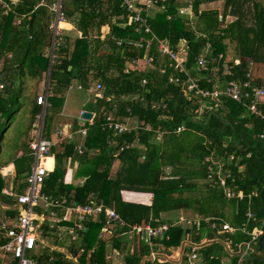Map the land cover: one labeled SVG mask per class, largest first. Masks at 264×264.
Here are the masks:
<instances>
[{"label":"trees","instance_id":"trees-1","mask_svg":"<svg viewBox=\"0 0 264 264\" xmlns=\"http://www.w3.org/2000/svg\"><path fill=\"white\" fill-rule=\"evenodd\" d=\"M219 1L223 2L221 11L200 9L203 4ZM262 1L158 0L150 8L136 4L141 7L138 14L144 20L140 27L130 18L132 14L122 5L123 0H66L64 20L72 22L82 37L73 41L72 51L68 41L60 44L49 75V25L54 16L50 8L55 0H16L15 5L0 7V81L3 84L0 117L13 104V98L18 100L26 95L25 84L30 79L37 83L49 80L48 102L52 105L46 109L44 123V132L48 133L49 112L55 107L61 109L64 93L71 83L76 81L78 88L88 92L91 81L97 82L88 92L93 98L87 110L93 114L92 120L81 126L88 132L81 147L83 155L80 157L74 152V144L66 145L57 153L56 167L42 183L41 194L53 204H59L62 198L67 204L74 201L83 206L98 197L112 205L129 225L141 223L149 214L153 224L163 223L162 213L180 209L186 214L197 212L201 216L223 217L229 205L233 211L231 223L240 225L246 220V202L226 201L221 189L210 188L204 181L207 166L222 161L225 168L227 163L232 167L235 178L231 185L228 179L227 187L259 191L252 208L259 219L263 218L264 139H258V135L264 133V121L245 106L251 104L252 97L239 103L222 95L218 101L209 100L200 109L202 99L196 93L198 89H211L213 72L222 78L221 83L231 80L240 88L244 82L264 87V79L255 76L254 67L256 63H264ZM188 2L193 11L191 18L179 13ZM248 5L252 7L246 11ZM152 9L157 13H152ZM246 12L251 25L244 22ZM145 41H150L149 47ZM160 42L173 51L181 43L185 45L184 72L174 69L175 61L169 55L162 54L165 57L161 58ZM229 46L233 47L232 59H229ZM201 55L205 63L200 67ZM147 56L152 58L153 68L147 69L145 63L139 62L138 69L130 67L124 73L130 61ZM188 76L197 89L181 87L180 83ZM171 78H177L178 84L170 82ZM30 107L34 120L40 109L35 96ZM260 108L264 110V106ZM116 124L120 127L115 128ZM74 125V131L79 129ZM180 126L184 129L177 134L175 130ZM91 150L98 152L90 155ZM248 153L251 155L246 157ZM67 158H71V164L78 162L75 177L84 178L81 185L64 183L63 164ZM14 162L16 176L20 178L30 169L32 157L23 152ZM115 163L118 167L111 174ZM122 191L152 194L151 207L124 203ZM59 207L64 209V205H53L48 213L57 212ZM13 215L10 212L9 216ZM71 215L77 219L75 214ZM65 224L76 228L77 222L70 220ZM100 228L102 224L89 222L88 230L82 232V264L86 258L91 264H110L105 259L107 239L97 240ZM182 233L181 227L174 225L154 246L168 253L180 245ZM140 239L135 238L134 242L138 241L139 247L144 248ZM119 240L113 245L124 253L125 248H120L123 242ZM71 252L76 254L77 250ZM49 257H43L47 264H69L61 254H54L53 259ZM43 258H38V264ZM139 260L134 252L123 263L138 264Z\"/></svg>","mask_w":264,"mask_h":264},{"label":"crops","instance_id":"crops-1","mask_svg":"<svg viewBox=\"0 0 264 264\" xmlns=\"http://www.w3.org/2000/svg\"><path fill=\"white\" fill-rule=\"evenodd\" d=\"M10 3L12 5H15L16 0H10ZM10 3L7 2L6 0H1L0 7H7L9 6L8 4ZM261 3L264 6V1H262ZM218 4L222 5L223 2L219 1V2H214L210 4H203L200 6V9L201 10L202 9L204 10L205 9L206 10L207 9H217L220 11L221 9H219L218 7H212ZM251 7L252 5L246 6L245 10L248 11V9H251ZM4 14H6V12H4ZM245 16L246 17L244 19V22L247 25H251L252 21H251V18L248 19L249 15H247V12ZM51 20L53 21V17ZM52 21L50 22V24H52ZM61 23H63L62 24L63 29L60 28L59 30V34H60L59 39L61 40L60 44L62 43L65 44V41H68L69 50L72 51L73 41L76 39V37H79V36L82 37V35L76 29V26L72 22L63 20ZM66 25L69 26L68 29H65L64 26ZM49 31H51L50 25H49ZM50 34H51L50 41L52 42L53 41L52 31ZM51 42H50V47H51ZM50 47H49V52H50ZM56 56H57V53L55 57ZM232 57H233V54L230 55L229 59H232ZM145 58L146 57L142 59H136V60L130 61V65L124 69L125 70L124 73H128L127 71H130V66H132V68L138 69L137 61L145 63ZM147 58H150V57L147 56ZM146 68L148 69L149 67L146 66ZM68 69H70V67ZM47 72L49 75L50 74L49 67H48ZM211 75L214 77V80L212 81L218 84H221V85L223 84L222 87H225L228 82H235L231 80H225V81L222 80V83H221L219 80H221L222 78L216 75L215 72H213ZM96 83H97L96 81H91L87 91L89 92L91 87L94 86ZM43 84L47 85V80H45ZM73 87L80 92L84 91L78 88L79 84L76 81H73L71 85L69 86V89L64 93V96H63L64 102L61 105L62 106L61 109L56 110L57 108L55 107L54 113H55V116L57 117V120L54 119L55 117L54 114L51 111L49 112L50 120L48 121V127H47L48 133L44 132V135L46 136L44 137L52 141L53 143L55 142V145H53L52 148L50 149L49 159L44 161V165L48 169L47 170L48 174L46 178L51 173H53L56 167L55 155L57 153L62 152L66 145L74 144L73 146L74 152H77L78 156L83 155V153H79L77 151L78 147H83V142L87 137V136L84 137V135H81L80 133H78V131L82 129L81 122L83 120H81V118L79 117H74V116L71 119H69L70 121L66 119V118L71 117L70 112L67 113L68 111L65 110V108L68 107L66 104L67 103L66 97L68 96L70 90L72 92ZM2 89H3V84L0 81V90ZM42 91H43L42 88L39 89V91L35 94V97L36 95H40ZM84 92L88 94V92L86 91ZM70 95L72 98L76 97L75 94H70ZM33 100H34V97H33ZM31 101L32 100H30L29 102ZM48 103L50 104L51 101H49ZM31 110L32 108L30 107L28 109V113L26 116L28 125L24 128L23 131L20 132V135L17 137L19 139H22V141L21 142L19 141L17 145L15 144L16 143L15 142L13 144L14 146L12 145V148L11 146L8 147L7 150L9 151L14 150L13 156L10 157V159H8L6 164H4V167H2V165L0 166V264H17V260L14 259L12 253L4 250L3 246L11 242V240L6 236V234H7L8 229H10L13 225L17 223L18 217L20 214V212L18 211L16 196L23 194V192L26 190L28 186L27 178L32 171V167L34 163H36L34 153L30 147V142L35 140L36 138V136L33 135V129H32L33 118L31 116ZM82 111L85 112L87 110H85L84 108V109H81V112ZM75 123H76V126L79 127V129L74 131L72 129L75 127L74 125ZM61 125H68L69 129L72 132H75L76 134H73L71 139H67V138L65 139L62 138L59 140L58 138L56 139L55 132ZM260 135L264 136V133H260L258 135V139H261V140L264 139V137L260 138ZM2 152L4 151H3V148L0 146V153ZM23 152H28L32 157V163H31L30 169L25 174H23L24 175L23 177H25L24 181H22L18 176H16L15 164H14L15 159H18L19 157H21L23 155ZM96 152H98V150H91L89 151V154L94 155V153ZM250 155L251 153H248L246 157H249ZM205 163H207V160H205ZM70 164H71V158H67L65 160V163L63 164V167H65V170H66L65 175H64V183L72 184L73 186L81 185L83 183L84 178L75 177V172L77 170L78 162L75 161L73 164L71 165ZM48 165L49 166L52 165L51 169L48 168ZM7 168H11V170H8ZM5 169H7L6 172H4ZM228 179L230 181V185L235 182V178L233 177V174H232V167L228 166V163H227V168H225L224 163L222 161H218V162L214 161L212 166L211 165L207 166L204 181L210 188L221 189L223 193V198L226 201H230L234 199L237 202H246L247 204V209L245 211L246 220L242 222L240 225H234L231 222L226 221L224 217H220V216H217V217L216 216H201L197 212H194L193 214H186L184 209H180L178 211L176 210L177 214L176 216L170 217L171 220L168 218L162 217V214H166V213H162L160 215V218L165 219V221H170L172 223H174L180 217H183V218L186 217L188 219L187 221H191V224H188V225H177L178 227H181V230L183 232L180 245L177 248L171 249L170 252L167 253V254H172L174 252L179 251L180 250L179 248H181L182 243L183 245L186 244L185 245L186 251L187 250L189 251L192 248V246L190 247V244L198 245V248L196 249L197 257L195 258V260L188 263V257H185V258H182V261H180L181 264H236L239 258V255H238L239 246L251 240V236L252 234H254V230L260 228L262 229V231H264V215L262 216L263 218L259 219L257 213L252 208L253 200L260 196L259 191L256 189L245 191L242 189L229 188L227 187L229 185L227 182ZM221 180H224V184H225L224 186L220 185ZM76 181H78V184H76ZM22 184H26L25 185L26 188H22ZM120 196H121V200L124 203L143 205L147 207H151V204H152V194L150 193L140 194L134 191H122ZM61 201L66 202V200L62 198H61ZM93 201L96 203L103 202V204L107 208H110V209H112L113 207L112 205L106 204L102 199H98V197L93 199ZM71 202H73L72 205L73 204L79 205L77 204V202H74V201H71ZM68 206H70V204H67L66 202V204L64 205V209L59 207V210L57 212H53L54 213L53 216L44 218V221L39 226L35 249L29 253L31 254L30 256L36 261V264H38L39 257L46 258L47 256H50L51 259H53L52 257L54 256V254H57V253L61 254L62 258L65 259L69 264H82L80 261V258L82 257L84 253L83 246H82L83 244L81 243L82 242V232H86L88 230L87 225L89 222H92L98 225L102 224V228H100L97 234V240L103 241L104 239H107L106 248H105V259L109 257L108 260H110L109 262L110 264H113V260H114V257L116 256V253H119L121 258L119 260H115V264H124L123 259H126V256L128 254L132 255L134 252L140 257L138 264H151L150 261H148V258L150 257V254L152 251H155V252L158 251L160 253H163L161 252L162 247L154 246L155 245L154 242L157 239H151L150 241L146 242L145 236L132 234L130 227L135 225L136 223L129 225L125 223L118 216L122 220V223L124 225L120 226L119 224H116L112 230V233H105L103 232V228L105 227L104 222L106 219V216L104 213L96 217H93V218H86L84 220L75 219L74 216L71 215L70 212H68V208H69ZM225 208L227 209V207ZM35 210H36V214H41V215L49 214L47 212L48 207H45L44 203L43 205L38 204ZM10 212H13L14 214L13 217L9 216ZM167 213H170V212H167ZM249 214H252L254 217H250ZM151 217L152 216L149 214L147 218L143 219L142 221H148L152 219ZM70 220L71 221L74 220L77 222L76 225L80 224L82 226L80 229L81 232L80 230L74 228V226H69V224L68 225L65 224V223H68ZM156 221L158 220L156 219ZM149 224L152 227H156L158 225V222H154L155 224L154 225L150 221ZM251 224L254 226L250 228ZM223 226L231 227L234 230V232L225 233L222 229ZM263 235L259 236L258 240H260V238ZM140 237L144 242V248L139 247L138 241L134 242L135 238H140ZM117 240H119V242H123V244L120 243V248H125L124 253H121L120 249L119 248L117 249L116 246L113 245ZM263 241L264 239L261 242V245H262L261 250H258L259 241L256 246V251L261 252L262 254L258 253L256 254L257 257H255L254 256L255 254L253 253L251 256L254 257L255 259L248 260L247 264H264ZM208 248H212L211 251H208ZM73 249L77 250L76 254H72L71 251H73ZM220 251H222L224 255L222 254L220 255L219 254ZM89 254H88V257H89ZM43 260L39 264H47V262ZM85 261H86L85 264H91L88 261V258H86Z\"/></svg>","mask_w":264,"mask_h":264},{"label":"built area","instance_id":"built-area-1","mask_svg":"<svg viewBox=\"0 0 264 264\" xmlns=\"http://www.w3.org/2000/svg\"><path fill=\"white\" fill-rule=\"evenodd\" d=\"M158 0H123V6H126V11L130 12V18L139 23L141 27L144 24V20L138 14V11L141 10V7L150 8L155 4ZM62 0H55V2L51 5L50 10L54 13L52 24H50V30L53 34V41L51 42L50 47V63H49V70L53 61L55 60V54L59 50L60 46V23L65 18V13L62 7ZM1 3V0H0ZM136 4L140 5L141 7H137ZM180 14L187 15L189 18L193 16V11L191 10V2L185 7L179 9ZM141 24V25H140ZM145 31L148 32V27H145ZM146 47L150 46V41H145ZM185 45L181 43L177 51L171 50L168 45L164 42H160L158 44V49L161 54L169 55L171 59L175 61L174 69L180 72H184V57L186 56V48ZM152 58H145V67L148 66L149 68H153ZM137 61V65H138ZM199 66H204L205 59L204 56L201 55L198 59ZM128 72V71H127ZM170 82H175L178 84L177 78H171ZM145 83V80H143ZM49 80H47V87L42 91L40 95L36 98V104L40 107L39 112L35 115L32 129L33 135L36 136L35 140L30 142V147L34 153L36 163H34L32 167V171L27 178V188L23 192V194L16 196L18 211L20 212L18 221L15 225H13L10 229H8L6 236L11 240V242L7 243L3 246V249L11 252L14 259L17 260V264H36V261L30 256V252L35 249V244L37 242L38 237V228L41 223L46 218V214H36L34 213V208H37L38 202L42 201L45 207H51L55 205H65V201H61L59 204L57 203H50L46 196L41 194V187L42 183L44 182L48 172L47 168L43 165L44 161L49 159V152L55 142L46 139L44 137V123H45V115L46 109L50 106L48 103V96L51 95V91L49 89ZM181 87L184 88V85L187 86L188 90L197 89V85L195 82L188 76L187 80L183 83H180ZM223 85V84H222ZM221 84L214 82L210 90H196V93L199 97L204 100L207 99L206 102L201 100L200 102V109H203L207 106L209 100L218 101L219 97L222 95H226L231 99L235 100L236 102H242L249 99V96L252 97L251 104L245 105L250 110V113L261 120L264 121V110L260 107L264 106V87L260 86L259 84L254 85L249 82L242 83V87L240 88L239 84L235 82H228L225 87H222ZM99 86L97 85V88ZM247 89V91H243ZM210 103V102H209ZM82 123V122H81ZM83 124V123H82ZM115 128L120 127L119 124L114 126ZM148 128V126H147ZM183 126L177 127L175 130L177 134L183 131ZM73 130V129H72ZM81 135L86 136V129L82 128L78 131ZM76 134L69 129L68 125L60 126L57 131L55 132L56 139L67 138L71 139L72 135ZM264 137L260 135V138ZM79 153H83L81 147L77 148ZM207 161H209L207 159ZM220 171V170H219ZM218 172V171H217ZM229 177V176H227ZM220 185L224 186V180L220 181ZM68 212L71 214H75L77 219L84 220L86 218H93L100 214H105V227L103 228V232L105 233H112V230L116 224L120 226L124 225L122 220L118 217L115 213L114 209L107 208L103 202L96 203L93 200H89V203L86 205H76L71 204L68 206ZM48 212V210H47ZM54 213H49V217L53 216ZM250 217H254L252 214H249ZM187 218L180 217L174 223L165 221L163 223H158L156 227H152L149 222L151 221H142L140 224H135L131 226V232L134 235H143L145 236V241L148 242L151 239H158L163 237L166 231L174 227V225H188L191 224V221H187ZM81 225H76V229H81ZM223 231L225 233H233L234 230L229 226H223ZM262 229L258 228L254 230V234L251 236V240L249 242H245L244 244L239 246V258L236 264H247V261L251 258L250 256L255 253L256 246L258 243L259 236L262 235ZM169 239L168 236L165 237ZM185 244V243H184ZM186 245V244H185ZM181 245L180 250L174 252L172 254L167 253H160L152 251L148 261L151 264H179L182 261V258L188 257V263L195 260L197 257L196 249L198 245L190 244L192 248L186 251V246ZM120 254L116 253L114 257L113 264H115V260H119ZM109 259V257H107ZM157 259H161L160 262L156 261Z\"/></svg>","mask_w":264,"mask_h":264},{"label":"rangeland","instance_id":"rangeland-1","mask_svg":"<svg viewBox=\"0 0 264 264\" xmlns=\"http://www.w3.org/2000/svg\"><path fill=\"white\" fill-rule=\"evenodd\" d=\"M61 3H62V7H63L65 5V3H66V0H62ZM212 7H218L219 9L222 10L223 4L222 5L218 4V5H215V6H212ZM151 11H152V13H157V10L152 9ZM64 27H65V29H68L69 26L66 25ZM229 49H230L229 55L230 54L232 55L233 54V47L229 46ZM263 54H264V50H263ZM163 57H165V56L161 55V58H163ZM130 67L132 68V66H130ZM254 67L256 69L255 70V76L259 77L261 79H264V64H262V63H260V64L258 63L257 64L256 63V65ZM141 69H143V68H141ZM45 79H47L46 76H45ZM43 82H44V79L40 83H37L35 80L30 79V81L25 84L26 95L22 96L18 100H15V98H13L12 99V101H14L13 104H11L7 108V111L4 112L3 115L0 117V140H1V142H0L1 145L0 146L3 148V151H4V152L0 153V166L6 164L8 159H10V157L13 156L14 150L9 151V150H7L8 147L11 146V148H12V145L15 142H16L15 144L17 145V143L19 141L20 142L22 141V139H19L17 137L20 135V132L23 131L24 128L28 125L26 116H27V113H28V109L30 108V102L29 101L33 100V97L39 91V89L42 88L44 90L47 87V85L43 84ZM70 94H75L76 97L72 98ZM92 99H93L92 95L87 94L84 91L80 92V91L76 90L73 87L72 88V92L70 90L68 96L66 97V101H67L66 104H67L68 107L65 108V110L68 111L67 113L70 112L71 117L70 118H66L65 117V118L67 120L71 119L73 116L81 118V115H82V113H80L81 109L85 108V110H88L91 107L90 104L92 103ZM55 105L58 106L59 104L56 103ZM52 113L55 116L54 111H52ZM70 114H69V116H70ZM48 118H49V116H48ZM54 119L57 120V117L55 116ZM17 130H18V132H17ZM117 167H118V164L115 163L113 165L112 170H111V174H113L115 172ZM20 179L22 181H24L25 177H20ZM76 184H78V181H76ZM39 204L43 205L42 201H40ZM226 207H227V209H225V211H223V217L225 218L226 221L232 222V218H233L232 208L229 205L226 206ZM176 214H177V211H173V212H170V213L162 214V217L163 218H168V219L171 220L170 217L176 216ZM263 244H264V241H263ZM258 253L262 254L261 252L255 251V253H254L255 255L254 256L257 257L256 254H258ZM219 254L220 255L221 254L224 255L222 251H220ZM160 260L161 259H157L156 261L160 262Z\"/></svg>","mask_w":264,"mask_h":264},{"label":"water","instance_id":"water-1","mask_svg":"<svg viewBox=\"0 0 264 264\" xmlns=\"http://www.w3.org/2000/svg\"><path fill=\"white\" fill-rule=\"evenodd\" d=\"M92 117H93V115L90 112H83L82 113V116H81V118H82L83 121L91 120ZM263 239H264V235L259 240V248H258V250H261L262 249L261 242H262Z\"/></svg>","mask_w":264,"mask_h":264},{"label":"bare ground","instance_id":"bare-ground-1","mask_svg":"<svg viewBox=\"0 0 264 264\" xmlns=\"http://www.w3.org/2000/svg\"><path fill=\"white\" fill-rule=\"evenodd\" d=\"M62 24H63V23H60L59 27L63 29V26H62ZM43 165H44V163H43ZM44 166H45V165H44ZM45 167H46V166H45ZM33 211H34V213H36V210H35V208H34V210H33Z\"/></svg>","mask_w":264,"mask_h":264},{"label":"clouds","instance_id":"clouds-1","mask_svg":"<svg viewBox=\"0 0 264 264\" xmlns=\"http://www.w3.org/2000/svg\"><path fill=\"white\" fill-rule=\"evenodd\" d=\"M37 98V97H36ZM85 112H89V111H85ZM83 113V112H82ZM91 113V112H90ZM93 115V114H92ZM82 116V115H81ZM82 120V118H81ZM92 120V119H91ZM91 120H88V121H82V123H85V122H90ZM62 126V125H61Z\"/></svg>","mask_w":264,"mask_h":264}]
</instances>
